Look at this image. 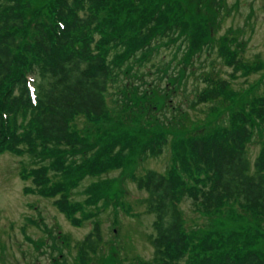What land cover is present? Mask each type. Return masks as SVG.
Here are the masks:
<instances>
[{"label": "trees", "instance_id": "1", "mask_svg": "<svg viewBox=\"0 0 264 264\" xmlns=\"http://www.w3.org/2000/svg\"><path fill=\"white\" fill-rule=\"evenodd\" d=\"M197 1L199 17L185 9L187 0H0V153H26L36 161L30 173L37 190L59 193L57 207L71 216L68 184L47 185L49 169L62 176L100 175L170 145V170L133 175L154 216L150 264H264V153L253 163L247 153L257 128L264 130V91L245 99L227 127L207 128L218 113L212 106L192 132L173 94L179 89L187 96L195 66L187 64L212 48L213 24L227 9L221 0ZM235 38L224 37L218 51L236 69L244 64L226 44ZM163 48L170 49L169 60ZM198 78L204 86L192 89V108L237 99L226 79L206 71ZM77 116L87 118L80 130ZM178 131L184 134L169 141L168 134ZM103 189L102 183L93 186V200ZM186 197L212 221L193 234L184 228L179 205ZM235 203L259 222L250 234L239 227L244 216ZM100 239L96 223L78 246L79 264L91 257L96 264H118L95 249Z\"/></svg>", "mask_w": 264, "mask_h": 264}, {"label": "rangeland", "instance_id": "2", "mask_svg": "<svg viewBox=\"0 0 264 264\" xmlns=\"http://www.w3.org/2000/svg\"><path fill=\"white\" fill-rule=\"evenodd\" d=\"M44 3L46 0H36ZM220 5L231 6L237 3V10L224 8L218 14L213 24L210 36L214 40L209 53L203 51L187 65L193 67L194 76L187 80V96L182 90L173 93L187 114L185 128L192 132L195 125H203L207 121L212 106L218 109L207 123V128L217 130L227 127L231 121L232 112L245 106L244 100H254L264 91V10L261 0H221ZM185 2L183 6L185 7ZM191 15L199 17V2L187 0ZM192 8V9H191ZM232 9V8H230ZM253 11V13H251ZM251 13V14H250ZM211 14H213L211 12ZM251 15V27H244V22ZM238 28L241 29V31ZM236 30L234 34L232 32ZM250 30V31H249ZM233 36L234 41L226 43L234 53L236 60L244 66L236 69L228 65L218 51V46L224 37ZM228 41V40H227ZM183 45H187L185 42ZM170 49H162L166 59L171 55ZM169 60V59H168ZM237 64V63H236ZM221 77L229 82V86L238 92L235 100H223L222 103L199 104L191 107V91L195 87H203L204 81L198 78L203 72ZM191 72L189 71V75ZM148 80L151 75H148ZM165 82V80L163 81ZM172 94V95H173ZM182 97L179 99L178 97ZM109 98V97H108ZM170 101V100H169ZM167 103V101H166ZM168 102L167 104H169ZM171 114V109L167 110ZM163 114V111L161 112ZM75 130L82 129L87 124L85 116L74 119ZM105 130V126L102 127ZM176 130V129H175ZM170 130V131H175ZM169 131V132H170ZM168 134L171 141L175 134ZM264 153V130L261 126L253 140L247 145L250 162L253 163L257 155ZM78 159V156L75 157ZM48 158L42 164L48 165ZM174 153L170 145L161 152L145 158L132 157L125 166L111 169L100 175L75 174L62 176L49 169L47 185L62 182L66 188L67 199L75 207L70 216L61 211L55 201L56 195H42L37 190L30 170L35 163L29 160L26 153L19 154L10 151L0 153V264H79L78 246L82 239L97 223L101 232V239L96 248L109 261L118 264H150L153 258V247L149 234L153 233L152 222L154 216L147 212L144 199L146 192L135 186L133 175H140L145 169H155L166 173L173 166ZM135 176V177H136ZM104 189L96 200H93V186L101 184ZM107 185V186H106ZM183 216L185 230L193 234L197 228L212 224L210 217L197 210L190 197L182 198L179 203ZM235 209L244 216L236 222L240 224L243 234H250V229L259 222L247 217L235 203ZM242 237L237 238L236 245ZM254 239V238H252ZM235 247V243L232 242ZM64 254V257L62 255ZM97 258L91 257L88 264H96Z\"/></svg>", "mask_w": 264, "mask_h": 264}, {"label": "flooded vegetation", "instance_id": "3", "mask_svg": "<svg viewBox=\"0 0 264 264\" xmlns=\"http://www.w3.org/2000/svg\"><path fill=\"white\" fill-rule=\"evenodd\" d=\"M258 1H260V0H258ZM261 2H262L261 6H262V8L264 10V0H261ZM227 6H229V5H227ZM229 7L232 8V9L229 8L230 11L231 10H234V11L237 10L238 9V1H237V3L233 2L232 5L229 6ZM251 13H253V11H251ZM247 17H248V19H246V21L244 22V27H245V29L246 28H249L250 29V27L252 26L251 25V18H252V16L251 15H248ZM251 29H252V27H251Z\"/></svg>", "mask_w": 264, "mask_h": 264}]
</instances>
